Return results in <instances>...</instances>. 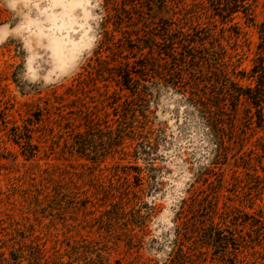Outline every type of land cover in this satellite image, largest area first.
I'll return each instance as SVG.
<instances>
[{"label": "rangeland", "instance_id": "rangeland-1", "mask_svg": "<svg viewBox=\"0 0 264 264\" xmlns=\"http://www.w3.org/2000/svg\"><path fill=\"white\" fill-rule=\"evenodd\" d=\"M235 1L0 0V264H264V0Z\"/></svg>", "mask_w": 264, "mask_h": 264}, {"label": "trees", "instance_id": "trees-1", "mask_svg": "<svg viewBox=\"0 0 264 264\" xmlns=\"http://www.w3.org/2000/svg\"><path fill=\"white\" fill-rule=\"evenodd\" d=\"M238 1H242L243 2V1H246V0H238ZM238 1H235V2H238ZM246 95H248V94H246ZM250 99H251V102H252L253 106L255 108H257L256 109L257 125H261L260 123L263 121L262 118H261V114H260V109L261 108H259L260 107L261 98H259V96H253V97H250Z\"/></svg>", "mask_w": 264, "mask_h": 264}]
</instances>
